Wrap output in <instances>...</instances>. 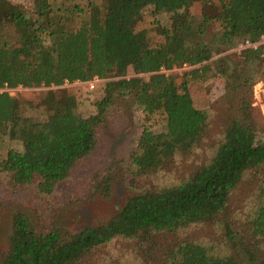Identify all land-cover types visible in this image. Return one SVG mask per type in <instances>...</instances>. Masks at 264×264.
Here are the masks:
<instances>
[{
	"label": "trees",
	"instance_id": "16d2710c",
	"mask_svg": "<svg viewBox=\"0 0 264 264\" xmlns=\"http://www.w3.org/2000/svg\"><path fill=\"white\" fill-rule=\"evenodd\" d=\"M198 2L200 19L190 13ZM150 6L171 14L170 26L158 29L156 42L147 30H137L142 11ZM0 8L6 13L0 17V89L59 87L94 77L106 84L97 112L89 117L79 113L76 97L65 89L48 91L45 121L23 116L17 99L0 92V140H21L25 149L10 150L0 159V175L14 189L38 181L45 196L54 195L95 151L99 130L121 97L132 98L147 116L166 118L165 135L155 138L144 129L136 141L130 154L135 178L164 172L178 157L190 158L202 147L209 114L195 106L188 81L178 84L162 71L200 65L185 76L201 81L210 74L202 64L215 54L264 39V0H93L85 11L74 5L64 12L50 0H33L30 17L12 0H0ZM77 16L83 19L70 26ZM214 22L221 30L209 43L203 38ZM240 56L246 72L221 71L239 81V114L208 159L176 183L128 198L107 222L74 233L59 226L39 228L25 212L15 213L0 264H91L97 249L117 240L136 242L144 253L141 264H264V178L253 172L264 164L262 117L247 96L254 76L264 77V44ZM130 69L134 76L127 78ZM254 187L258 204L244 210L242 194ZM247 210L249 217L243 215ZM217 223L224 240L219 249L208 239L186 235ZM172 236L175 240L156 257L155 242Z\"/></svg>",
	"mask_w": 264,
	"mask_h": 264
},
{
	"label": "rangeland",
	"instance_id": "374dc122",
	"mask_svg": "<svg viewBox=\"0 0 264 264\" xmlns=\"http://www.w3.org/2000/svg\"><path fill=\"white\" fill-rule=\"evenodd\" d=\"M20 5L28 17L32 15L33 0H12ZM93 0H50L53 8L62 12L67 7L79 5L86 10L88 3ZM103 3L104 0H98ZM66 7V8H65ZM201 3H194L190 13L196 18L202 15ZM5 11L0 8V17L5 16ZM5 18V17H4ZM82 16L70 21V26H75ZM171 14L155 12L150 6L142 11L137 30H147L150 40H160L161 27H169ZM221 30L220 23H211L208 32L204 35L206 42H212ZM264 44H254L257 48ZM246 48L245 42L237 43L232 49L215 54L202 66L210 68V74L201 81H192L185 76L199 66L176 67L172 71H164L175 77L176 83L188 81L189 91L195 106L206 111L209 115V128L202 147L193 152L188 159L178 157L171 167L159 174L144 178H135L130 165V154L135 148L136 141L141 137L143 130L148 129L155 135L162 137L166 134V118L158 113L147 116L132 98H119L107 115L106 122L100 128L98 143L95 151L85 158L73 172L71 178L60 185L58 191L52 196L40 194L39 183L34 181L23 189L11 188L4 175H0V253L8 249V240L12 232V219L15 213L25 212L39 228L59 226L70 232H77L86 226H93L107 222L126 203L128 198L150 188L176 183L186 177L193 166L206 160L221 141L226 126L235 119L239 112L241 93L236 90L239 81L237 77L227 78L221 71L233 75L236 72L247 71L241 53ZM259 70V66L257 68ZM132 69L127 78L133 77ZM148 79V75H141ZM253 85L247 89L252 106L260 113L262 125L259 127V136L264 138V77L259 74L254 76ZM18 88V89H17ZM11 97L19 102L21 114L31 117L36 121H45L49 112L43 103L45 94L51 90L65 89L68 94L74 95L78 103V111L84 117H89L97 112L96 104L105 96V82L95 91H90L86 84L59 87H17ZM24 152L21 140L4 137L0 140V159H5L10 151ZM258 177L264 178V164L253 170ZM109 181V182H108ZM109 184V185H108ZM258 190L254 187L242 194L240 205L252 209L258 204L256 197ZM249 197L250 199H247ZM250 202H246V201ZM243 210V211H244ZM243 215L250 216V213ZM198 226L190 229L186 234L191 239H208L216 248L224 246L222 227ZM175 240V236L158 239L154 244L155 256L159 257L166 245ZM144 253L134 241L117 240L95 251L91 264H141ZM88 264V263H87Z\"/></svg>",
	"mask_w": 264,
	"mask_h": 264
},
{
	"label": "built area",
	"instance_id": "2783aa9c",
	"mask_svg": "<svg viewBox=\"0 0 264 264\" xmlns=\"http://www.w3.org/2000/svg\"><path fill=\"white\" fill-rule=\"evenodd\" d=\"M246 47H254L253 44L249 43V42H246ZM165 70H163L162 72H164ZM105 81L98 78V77H94L91 81L89 82H80V81H77V82H74V83H69L68 81L65 82V86H69V85H83V84H86L89 88L90 91H95L96 89H98L99 86H101ZM22 87H19V89H21ZM18 89V88H17ZM17 89L15 88H9L7 86H5L3 89H0V92H8L10 96H12L11 94L14 92V91H17Z\"/></svg>",
	"mask_w": 264,
	"mask_h": 264
}]
</instances>
